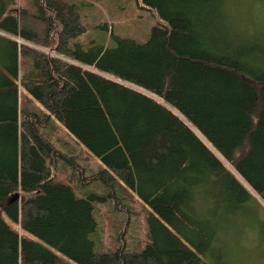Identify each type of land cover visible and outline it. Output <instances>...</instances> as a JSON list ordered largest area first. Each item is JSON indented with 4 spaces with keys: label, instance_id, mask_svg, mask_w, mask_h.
I'll use <instances>...</instances> for the list:
<instances>
[{
    "label": "trees",
    "instance_id": "trees-1",
    "mask_svg": "<svg viewBox=\"0 0 264 264\" xmlns=\"http://www.w3.org/2000/svg\"><path fill=\"white\" fill-rule=\"evenodd\" d=\"M12 2L0 0V264H208L200 254L226 250L223 227L248 198L264 204V32L236 30L233 0H140L162 21L145 41L83 50L68 44L83 32L74 4ZM45 111L103 165L100 182L143 203L144 244L94 250L103 195L51 173Z\"/></svg>",
    "mask_w": 264,
    "mask_h": 264
},
{
    "label": "rangeland",
    "instance_id": "rangeland-1",
    "mask_svg": "<svg viewBox=\"0 0 264 264\" xmlns=\"http://www.w3.org/2000/svg\"><path fill=\"white\" fill-rule=\"evenodd\" d=\"M12 1L7 6L9 13H16L19 8L33 11L30 0ZM64 1L75 5L83 27V32L69 39L71 48L79 44L86 50L92 43L112 47L114 42L111 35L143 42L151 28L162 23L153 10L143 7L140 0ZM230 13L236 22V30L238 26L264 32V0H233ZM24 69L26 66H21L20 72ZM31 104L41 108L34 101ZM43 114H46V118L39 123L40 129L55 150L50 164L51 173L68 182L77 196L89 191L103 195V200L93 205L96 220L94 250L113 251L119 247L132 250L144 244L146 209L143 203L128 190H125L124 196L112 183L100 182L95 174L103 165L86 152L49 113L45 111ZM18 195L28 197L32 194L18 191ZM263 216L264 204L255 196L248 198L234 223L223 227L221 241L226 244V250L225 246L223 249L219 246L221 251L217 254L214 244L211 251L200 254V257L208 264H264V243L256 223Z\"/></svg>",
    "mask_w": 264,
    "mask_h": 264
},
{
    "label": "water",
    "instance_id": "water-1",
    "mask_svg": "<svg viewBox=\"0 0 264 264\" xmlns=\"http://www.w3.org/2000/svg\"><path fill=\"white\" fill-rule=\"evenodd\" d=\"M17 196H18V193L15 192V193H13V194L10 196V198H16Z\"/></svg>",
    "mask_w": 264,
    "mask_h": 264
}]
</instances>
